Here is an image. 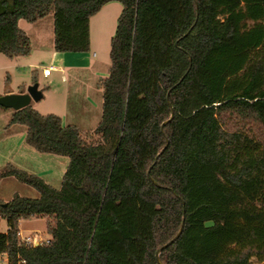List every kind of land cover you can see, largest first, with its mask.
Returning a JSON list of instances; mask_svg holds the SVG:
<instances>
[{
  "label": "trees",
  "instance_id": "trees-1",
  "mask_svg": "<svg viewBox=\"0 0 264 264\" xmlns=\"http://www.w3.org/2000/svg\"><path fill=\"white\" fill-rule=\"evenodd\" d=\"M113 1L123 8L109 74L97 82L95 129L63 125L30 105L13 113L10 124L25 126L29 146L69 161L58 188L14 166L2 174L39 197L0 199V252L13 264H87L109 250L115 264H140L159 213L143 194L146 178L181 206L179 227L157 250L185 216L181 235L159 254L164 264H264V0H0V53L29 54L19 21L50 12L56 50L88 52L90 20ZM177 61L183 69L164 88L169 113L158 147L135 132L154 116L156 74ZM33 215L47 217L50 237L27 247L19 221Z\"/></svg>",
  "mask_w": 264,
  "mask_h": 264
},
{
  "label": "rangeland",
  "instance_id": "rangeland-1",
  "mask_svg": "<svg viewBox=\"0 0 264 264\" xmlns=\"http://www.w3.org/2000/svg\"><path fill=\"white\" fill-rule=\"evenodd\" d=\"M116 4L121 12L122 4ZM104 14L105 11L93 19L90 50L88 51L90 54L95 52L97 55L91 58L93 64H96V70L95 68L82 69L75 66L72 60H68L70 64H67V62L53 58L56 54L62 56L65 53L57 51L55 47V21L52 12L36 22L20 19V26L28 27L31 40L30 52L15 58L0 53V96L27 91L29 86L38 83L43 96L40 100L31 102L32 109L43 116L51 114L62 116L64 120L68 119L69 123H73V116L79 115L76 105L80 102L82 109H85L82 103L91 96L98 106L95 109V119L87 125L95 126L103 112V97L97 87L99 79L96 73L100 72L99 75L103 77L109 74L111 40L116 32L117 19L120 16L115 13V16L111 14L112 17L107 15L104 18ZM38 34L42 36L38 37ZM50 65H53L52 74L45 75L43 68ZM182 69L181 61H177L171 67L160 70L156 74L160 81L159 90L148 93L154 116L147 126L135 132L136 135L151 140L158 147L163 144L160 123L169 113L164 88L179 78ZM158 105L164 107L161 113H157ZM13 113V109L0 106V199L4 201L11 200L16 194L28 198L39 197L34 187L20 181L14 175H2L10 170L11 166L34 174L41 170L54 168L55 172L52 177H42L58 188L65 171L63 169H66L69 161L67 157L41 153L29 146L25 142V126L20 123L10 124ZM122 157L124 156H116V160ZM145 181L143 194L157 202L159 213L154 220V236L146 243V255L140 264H159L155 255L157 247L171 237L179 227L181 206L180 201L170 192L156 188L146 178ZM5 228L6 222L2 220L0 229L5 230ZM19 230L23 236L39 235L41 240L50 237L47 231V217L43 215L22 216L19 221ZM87 264H115V262L112 253L106 250L96 256L90 254ZM253 264L261 263L253 259Z\"/></svg>",
  "mask_w": 264,
  "mask_h": 264
},
{
  "label": "crops",
  "instance_id": "crops-1",
  "mask_svg": "<svg viewBox=\"0 0 264 264\" xmlns=\"http://www.w3.org/2000/svg\"><path fill=\"white\" fill-rule=\"evenodd\" d=\"M116 3H120V2L113 1V2H109V3L105 4L98 13H96L94 16H92V18L90 20V43H91V36H92L91 32H92L93 19H96L97 17L102 15V13L104 11H105L104 18H105V16L107 17V15H109V17H112L111 14H113L115 16V13L117 14V16H119V14H121V12H120V10H118V8H117L118 6H117ZM102 19H103V17H102ZM21 28L24 29L27 32V34H28V27L24 26V27H21ZM113 30L111 32H113ZM41 36H42L41 34H38V37H41ZM64 53L65 54L62 55V56H59L58 54H56V55L53 56V58L58 59L61 62H67V64L69 63L70 60H72V63H74L75 66H78V67H80L82 69L95 68V70H96V64H93V61H91L92 57H96L97 56L95 52L93 54H90V52H83V53H81V52H75V53L64 52ZM44 68H51L52 69L53 65H50V66H47V67H44ZM96 74H98V79L103 77V76L99 75L100 72H98ZM64 79H65V77H64ZM98 89H99L100 92H102V89H100V88H98ZM23 92H26V91H23ZM23 92H21V93H23ZM87 98L88 99L86 101H84V103H82V104L85 105V109H82L80 102H79L78 105H76V111L79 112V115L73 116V118H74V120L72 121L73 123H69L68 119L64 120V118L61 116L62 117V121H63V125H69V124L76 125L82 131H91V130L95 129V127L98 125L101 117L99 118V116H98V118H99L98 120L99 121H98V123L95 126L93 125V127L87 125V123H89V122H91V120L95 119V109H96V107L98 105H97L96 100L93 97L89 96ZM102 106H103V102H102ZM58 157H55V158H58ZM67 165H68V163H67ZM67 165H66V167H67ZM63 170H66V169H63ZM54 172H55V169L51 168V169H47V170H41L37 174L40 175V176H47V178H48V177H52L54 175Z\"/></svg>",
  "mask_w": 264,
  "mask_h": 264
},
{
  "label": "water",
  "instance_id": "water-1",
  "mask_svg": "<svg viewBox=\"0 0 264 264\" xmlns=\"http://www.w3.org/2000/svg\"><path fill=\"white\" fill-rule=\"evenodd\" d=\"M42 96H43V94L39 90L38 83H35V84L29 86L26 92L18 93V94H7V95L0 96V106L4 107V108L13 109L14 111H18V110L30 105L33 100H35V101L40 100L42 98ZM172 116H173V112H172ZM184 218H185V216H184ZM184 218H183V222H182V225L180 227V230L176 234V236L172 240H170L167 244L163 245L161 248H159L157 250L156 258H157V261L159 264H164L159 257L161 250L163 248H165L166 246H168L169 244H171L173 241H175L181 235V233L183 231V227H184ZM35 245L38 246L39 242L36 241Z\"/></svg>",
  "mask_w": 264,
  "mask_h": 264
},
{
  "label": "built area",
  "instance_id": "built-area-1",
  "mask_svg": "<svg viewBox=\"0 0 264 264\" xmlns=\"http://www.w3.org/2000/svg\"><path fill=\"white\" fill-rule=\"evenodd\" d=\"M51 70H52L51 68H44L43 73L45 75H50ZM19 237H20V243L24 246H27V247L36 246L35 245L36 241L39 242V245H41L44 242H49V239L41 240L39 235L23 236L21 234V231H19ZM24 263H25V261L22 260V261H19L18 264H24ZM0 264H13L8 252H0Z\"/></svg>",
  "mask_w": 264,
  "mask_h": 264
}]
</instances>
